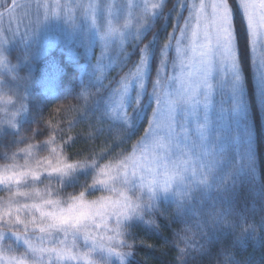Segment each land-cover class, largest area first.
<instances>
[{
	"label": "snow or ice",
	"instance_id": "snow-or-ice-1",
	"mask_svg": "<svg viewBox=\"0 0 264 264\" xmlns=\"http://www.w3.org/2000/svg\"><path fill=\"white\" fill-rule=\"evenodd\" d=\"M168 3L169 0H142V5L136 7L135 0H90L87 4L83 0H71L63 6L73 20V12L77 9L85 18L90 16V26L96 29L106 47L109 40L115 43L114 38H119L122 65L129 64V53L123 47L127 37H130L132 55L137 57L131 62L129 71L117 81L119 87L104 95L97 90L99 103L88 118L93 131H86L87 140L106 133L113 142L119 139L123 143L141 117L147 119L148 127L130 152L122 151L113 159L104 160L90 183L68 194L66 201L37 193L39 200L32 203L36 214L31 216V228H25V232L38 235L35 239L27 237L21 241L15 237L14 240L18 246L27 247L40 264H63L65 260L75 259L73 250L81 241L93 250L115 252L123 264L124 257L131 254V246L130 251L122 253L112 245L124 246L121 231L124 221L133 215H143L145 209L151 210L156 193L168 192L174 184H179L175 195L180 200L187 198L192 189L191 182L186 183L184 179L188 173L202 184L207 182L211 160L206 166L193 167L187 159L174 160L173 153L180 148L178 138L187 133L185 124L189 115L195 117L199 106L207 113L215 95L219 94L222 102L223 97H230L233 109H238L242 102L244 71V52L238 49V38L245 32L251 46L255 78L264 96V0H175L171 8ZM55 6L61 8L60 0H56ZM29 7L19 0H0V38L6 32L15 34L18 31L12 23L21 22L19 12L22 9L31 24ZM40 7L37 5V20ZM44 8L47 19L48 6ZM234 17L238 22L236 27ZM5 19L7 29L3 26ZM169 20L174 21L172 31L167 32L162 41L154 28L160 21L166 25ZM4 64L5 57L0 55V66ZM153 69L155 78L151 79ZM153 101L155 107L149 118L147 109ZM181 105L185 110L179 115L177 108ZM113 120L118 123L113 124ZM48 123L47 143L52 155L44 162L45 166L9 171L6 175L0 172V190H5V184L10 190L12 185H20L28 176L39 180L44 171L59 177L63 188L66 180L85 169L87 161L80 153L68 152L69 145L81 134L73 137L59 124ZM72 130L73 121H69L68 131ZM117 130L124 134L114 136ZM88 154L95 157L92 164L102 157L96 152ZM181 155L186 153L182 151ZM97 187L102 195L90 199L94 195H89V191ZM11 218L10 210L6 216L0 214V224ZM15 220L16 227L23 226L20 215ZM208 220L228 223L219 212L210 215ZM181 244L183 247H179ZM177 246L178 264H183L184 254L197 247L195 231L189 228L182 232ZM11 264L23 262L14 259Z\"/></svg>",
	"mask_w": 264,
	"mask_h": 264
},
{
	"label": "trees",
	"instance_id": "trees-1",
	"mask_svg": "<svg viewBox=\"0 0 264 264\" xmlns=\"http://www.w3.org/2000/svg\"><path fill=\"white\" fill-rule=\"evenodd\" d=\"M174 2L169 0L168 8ZM233 22L236 27V17ZM173 23L169 20L165 25L160 21L154 28L162 41L172 31ZM125 48L129 64L124 66L115 59L112 67L102 71L95 67L96 47L90 56L82 47L68 48L60 43L50 47L33 61L28 76L19 79V90L26 92L25 111L16 122V129L0 131V147L9 148L18 143L21 132L47 139L51 121L63 127L68 135L81 134L68 147L73 155L96 152L107 160L122 151L130 152L148 127L143 117L123 143L119 139L113 142L106 133L91 141L85 135L86 131H93L88 118L99 103L97 90L104 95L119 87L117 81L137 59L132 55L130 39ZM238 49L244 52L242 102L234 110L228 101L227 113L211 119L209 150L202 158L205 166L208 160L212 161L207 182L202 184L191 178L187 181L191 182V193L184 200L176 195L154 199L151 210L145 209L143 215L124 222L126 238L132 245L131 254L124 257L123 264H178L177 240L189 228L196 233L197 247L184 254L183 264H264V96L255 78L246 32L238 38ZM150 76L155 78V69ZM147 87L151 92L150 82ZM152 108L154 102L147 109L149 118ZM69 121H73L72 131H68ZM123 134L122 130L113 133ZM93 174L91 168L77 171L66 181V190L78 189ZM99 191V188L90 190L88 194L94 195L90 199L101 196ZM217 212L228 223L209 222L208 217ZM109 264L121 263L114 260Z\"/></svg>",
	"mask_w": 264,
	"mask_h": 264
},
{
	"label": "rangeland",
	"instance_id": "rangeland-1",
	"mask_svg": "<svg viewBox=\"0 0 264 264\" xmlns=\"http://www.w3.org/2000/svg\"><path fill=\"white\" fill-rule=\"evenodd\" d=\"M19 2L22 5L28 4L30 6L28 15L32 22L29 24V19L25 18L24 10L22 9L19 12L21 22L18 24L17 21H13L12 23L13 28L18 27V31H16L15 34L6 32L5 36L0 38V55L5 57V64L0 66V77L3 78L2 82L5 86L10 89H15L22 94L21 98L24 104L26 92L25 89L19 90V79L26 78L30 72L33 61L40 58L50 47L57 43L65 45L68 48L82 47L87 50V56H90L92 48L96 47L95 67L102 71L112 67L115 63V59H119L120 61L123 59L121 57L122 46L119 38H114L115 43L113 40H109L106 47L105 42L100 40L96 29L90 26V16L85 18L77 9L73 12L75 19L73 20L69 17L67 8L63 6L70 3L71 0H60L61 8H56V0H19ZM83 2L87 4L90 0H83ZM37 5L41 6L39 8L38 20ZM44 5L48 6L49 15L47 19L45 18ZM135 5L136 7H140L142 5V0H135ZM185 16H187V12ZM100 17L103 19V13L100 14ZM122 18L123 15H121L120 19ZM26 25H28L27 28L25 27ZM3 26L7 29V19H5ZM129 39L130 37L125 39L124 48ZM178 86L179 85H177V87ZM230 100V97L225 96L222 102V97L217 94L213 97L207 113H205L203 106H199L195 117L189 115L185 124L187 133L186 135L182 134L178 138L177 142L180 148L174 150V160L187 159L193 167H195V163L202 161V158L209 150L210 130L212 125L211 119H214L215 115L219 117L226 114L228 110L226 105L231 102ZM184 110L185 108L183 105L177 108L179 115H182ZM24 111L25 106L23 112L18 116L17 121L21 118ZM6 128L11 127L4 126L0 131ZM182 151H184L186 155H181ZM191 178L192 176L190 173L186 174L184 178L185 182ZM177 187H179V184H174L172 189L168 192L158 191L155 199L171 198L175 195ZM80 244H82L85 249L91 247L90 245L84 244L82 241ZM92 256L100 261L113 262L116 260V262L119 261L121 263L119 257L108 253L106 250L96 249L92 252ZM65 264H69V262H65Z\"/></svg>",
	"mask_w": 264,
	"mask_h": 264
},
{
	"label": "clouds",
	"instance_id": "clouds-1",
	"mask_svg": "<svg viewBox=\"0 0 264 264\" xmlns=\"http://www.w3.org/2000/svg\"><path fill=\"white\" fill-rule=\"evenodd\" d=\"M2 81L3 78L0 77V129L4 126L16 129L17 118L23 112L25 104L21 98L22 94L5 86ZM17 139L19 142L12 147H0V172L6 175L9 171L18 172L38 165L45 166L44 162L52 155L47 139H37L32 132H21ZM29 146H31V151H29ZM80 156L87 161L85 169H94V174L105 160V157H101L97 163L92 164L95 159L93 155L80 154ZM69 158H72L71 154ZM92 176L90 180L83 182L78 189L73 190H66V182L62 188L60 178L56 175L50 176L46 171L42 172L39 180H34L28 176L20 185H12L10 190L5 184V190H0V214L6 216L10 210L12 218L5 219L4 223L0 224V264H11L14 259L22 261L23 264H40L27 247L18 246L14 240L15 237H19L21 241H25L27 237L35 239L38 235L31 231L25 232V228H31V216L36 214L32 203L39 200L37 193H42L45 197L51 195L53 199L66 201L68 194L79 191L81 187H86ZM133 195L136 194L133 193ZM17 215L21 216L23 222L21 227L15 226ZM121 231L124 246L120 247L119 244L113 243L112 247L122 253H127L130 251L132 243L126 238L127 229L123 227ZM73 251L75 259L65 260L63 264L65 262H69V264H78V262L79 264H109L108 261L101 262L99 259L93 258L92 252L94 250L91 247L85 249L82 244H79ZM113 255L117 256L115 252Z\"/></svg>",
	"mask_w": 264,
	"mask_h": 264
},
{
	"label": "bare ground",
	"instance_id": "bare-ground-1",
	"mask_svg": "<svg viewBox=\"0 0 264 264\" xmlns=\"http://www.w3.org/2000/svg\"><path fill=\"white\" fill-rule=\"evenodd\" d=\"M202 161H198V163H195L194 165H195V167H198V166H196V165H201V164H203V162L201 163Z\"/></svg>",
	"mask_w": 264,
	"mask_h": 264
}]
</instances>
